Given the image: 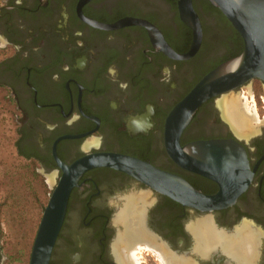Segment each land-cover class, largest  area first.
<instances>
[{
	"label": "flooded vegetation",
	"instance_id": "obj_1",
	"mask_svg": "<svg viewBox=\"0 0 264 264\" xmlns=\"http://www.w3.org/2000/svg\"><path fill=\"white\" fill-rule=\"evenodd\" d=\"M178 2L0 0V132L13 138L16 156L51 180V192L60 165L98 154L148 163L204 195L219 191L216 181L169 158L164 125L204 75L243 51L244 41L208 0H191L201 44L192 57L176 58L167 46L186 54L193 34ZM246 90L260 119L251 133H238L211 99L179 138L181 147L231 139L244 148L249 182L232 206L201 213L123 172L93 168L70 191L49 264H120L118 256L127 258L123 264H236L214 247L201 254L198 226L206 218L214 232L254 228L260 245L250 264H264V82L239 88L241 100Z\"/></svg>",
	"mask_w": 264,
	"mask_h": 264
},
{
	"label": "water",
	"instance_id": "obj_2",
	"mask_svg": "<svg viewBox=\"0 0 264 264\" xmlns=\"http://www.w3.org/2000/svg\"><path fill=\"white\" fill-rule=\"evenodd\" d=\"M242 36L244 49L206 75L169 112L164 125L165 149L169 158L184 170L210 178L219 191L204 195L182 178L158 170L148 163L114 154L88 155L70 166L60 165L63 174L52 189L33 241L29 264H49L66 214L71 189L83 172L106 167L123 172L146 187L201 213L232 206L249 182L246 153L234 140H201L179 145V138L197 110L205 102L233 94L252 80L264 82V0H208ZM181 21L192 30L189 51L176 55L186 60L200 47L202 31L191 0H179ZM118 23L115 27L121 26ZM157 35V34H156ZM159 37V36H158ZM160 38V37H159ZM160 41H164L160 38ZM217 106V104H216Z\"/></svg>",
	"mask_w": 264,
	"mask_h": 264
},
{
	"label": "rangeland",
	"instance_id": "obj_3",
	"mask_svg": "<svg viewBox=\"0 0 264 264\" xmlns=\"http://www.w3.org/2000/svg\"><path fill=\"white\" fill-rule=\"evenodd\" d=\"M243 94L242 100L239 92L235 95L238 98L231 96L237 98L246 113L253 115L251 125L254 127L253 123H260V119L249 101L251 93L246 90ZM12 139L0 132V246L5 264H29L33 241L53 184L16 156Z\"/></svg>",
	"mask_w": 264,
	"mask_h": 264
},
{
	"label": "bare ground",
	"instance_id": "obj_4",
	"mask_svg": "<svg viewBox=\"0 0 264 264\" xmlns=\"http://www.w3.org/2000/svg\"><path fill=\"white\" fill-rule=\"evenodd\" d=\"M230 96L231 94L226 95L216 102L220 112L222 110L221 116L223 117L222 113H225L226 118L232 122L238 133L243 135L251 133V131L255 129L251 125V117L246 116V111L239 106L240 103L237 98ZM126 214L127 209L122 210L117 221L121 223L123 219L127 217ZM124 221L127 220L125 219ZM201 226L203 233L198 235L201 254L209 253L214 247L221 250L228 259H231L236 264H250L257 257L260 239L259 233L254 231V228L252 229L251 227H248V225H244L232 234L214 232L215 229L211 224L210 218L204 219L202 225H199L198 227L201 228ZM118 260L120 264H123V262L128 263V260L125 257L118 256Z\"/></svg>",
	"mask_w": 264,
	"mask_h": 264
},
{
	"label": "trees",
	"instance_id": "obj_5",
	"mask_svg": "<svg viewBox=\"0 0 264 264\" xmlns=\"http://www.w3.org/2000/svg\"><path fill=\"white\" fill-rule=\"evenodd\" d=\"M240 53H241V52H238V53L235 54L233 57H236V56L240 55ZM233 57H231V58H233Z\"/></svg>",
	"mask_w": 264,
	"mask_h": 264
}]
</instances>
